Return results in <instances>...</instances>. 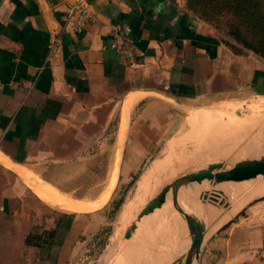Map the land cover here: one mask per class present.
<instances>
[{"label": "crops", "instance_id": "0c3cea01", "mask_svg": "<svg viewBox=\"0 0 264 264\" xmlns=\"http://www.w3.org/2000/svg\"><path fill=\"white\" fill-rule=\"evenodd\" d=\"M73 1H0V264H67L97 234L98 216L34 185L91 197L73 191L99 185L116 150L117 166L140 164L133 153L159 149L181 109L264 99V59L235 52L185 0H87L94 20L78 32L65 25ZM113 27L132 63L110 47ZM262 214L236 211L195 264H264Z\"/></svg>", "mask_w": 264, "mask_h": 264}, {"label": "rangeland", "instance_id": "374dc122", "mask_svg": "<svg viewBox=\"0 0 264 264\" xmlns=\"http://www.w3.org/2000/svg\"><path fill=\"white\" fill-rule=\"evenodd\" d=\"M207 24L225 36L226 25L223 21ZM121 139L120 135V141ZM252 140L256 142L257 150L264 147V99L250 98L237 102H219L181 109L179 116L174 120L171 133L166 135L159 149L148 151V153L146 151L133 153L135 160L142 159L139 160L140 164L134 166L115 165L116 168L100 166L99 185L93 188L89 185L73 191L74 193H87V196L91 197L74 199L62 196L54 190L58 196L70 199L69 201L85 200L93 204L91 207H95L94 209L82 213L96 215L100 220L97 234L90 236L89 242L85 243L82 249L83 251L81 250L70 257L67 264H113V261L114 264H119L122 255L121 264H150L151 261L159 258L157 255H160V250L164 249L162 246L170 244V237H165L167 236L168 216L171 212L172 214L177 213L185 205L187 208H191V199L196 196L195 199L200 202L202 200L199 196L200 193L205 190L210 191V187L213 190L221 189V192L220 190L216 191L215 195L223 194L225 187L228 190H235V194L243 195L251 187L262 181L264 183V179L254 177L247 180L221 181L219 183L204 179L200 183H187L177 188L175 192L169 190L159 207L135 221L141 207L148 199L154 197L161 187L181 175L204 168L208 163L220 161L224 164L223 166H230L235 161L243 159L239 156L254 152L252 149L249 150L250 152L247 151L250 145L251 147L254 145ZM107 153L108 151H104L102 155L107 156ZM261 154L263 153L259 152L250 157ZM120 157V151L116 150L114 159L116 164ZM113 167L116 170L114 182L108 196L102 200L101 193L106 189V179ZM65 186L70 185L65 184ZM204 186L205 188H203ZM95 194L97 196L93 197ZM120 197L122 201L113 212V205ZM244 199V203L237 210L240 217L246 216L247 213L257 214L258 211L261 213L264 211V193L256 197L247 195ZM93 201H96L95 204ZM261 217L264 218V214ZM233 218H236V215L233 214L229 221H233ZM223 220L226 219H221L222 222H224ZM221 221L219 222L221 225L208 234L206 233L210 227H207L203 243L217 233L218 229L229 227L228 220L224 223ZM133 223H135L133 229L124 238V231ZM164 254H167L170 259L172 258L171 261L177 256L168 254V249Z\"/></svg>", "mask_w": 264, "mask_h": 264}, {"label": "bare ground", "instance_id": "6f19581e", "mask_svg": "<svg viewBox=\"0 0 264 264\" xmlns=\"http://www.w3.org/2000/svg\"><path fill=\"white\" fill-rule=\"evenodd\" d=\"M125 126H126V121H123L122 125H121V131H120L121 137H122V132L126 128ZM251 142H254V141L252 140ZM255 145H256V142H254L253 147H251V145H250V148L247 149V151L252 149V150H254V152H251V153L245 154L243 156H239V157L246 158V157H250L252 155H256V153H259V152L264 153V147L257 150L255 148ZM239 157H237V158H239ZM116 161H117V159H116ZM114 165H116V162L114 163ZM114 167H113V170L111 169L112 171L110 173V176L108 177L106 189L101 193L102 200L108 196V194H109L108 192H110L109 190L112 188L114 178H115V173H116V170L114 169ZM159 169H160V166H159ZM256 177L259 179H260V177L263 178L261 175H257ZM217 183H219V182H217ZM40 185H42V184L40 183ZM42 186L39 187V186L34 185L35 190L39 194H41L43 197H45V199H47L48 201H51L55 205L61 206L62 209H64V210L80 213V212H85L86 210L90 211V210L95 208V207L92 208L93 204H90L85 200L69 201L70 199L67 200L65 197L58 196L57 193H55L49 187H46V186L42 187ZM208 187H206V188H208ZM203 188H205V186ZM216 189L213 190V188H211V187L209 188L210 192L214 191V193L211 194V197H213V199H214L215 206H208V205L202 204L201 201L197 202V200L195 199L196 198V196H195L190 201L191 202L190 205H192L191 208L190 207L187 208V205H185L183 208H180L182 213L177 212L178 213L177 214L175 212L174 214H172V212H171L170 216H168L169 220L167 221V226H166L167 236L165 237V238L170 237V242H169L170 244H168L167 246H162V248H164V249L160 250V252H161L160 255H157V256H159V258H156L155 260L151 261L150 264H169L172 258L170 259V257L167 256V254H164V253H166V250L168 249V254H170V255L172 254V256H174V253L176 250H179L181 247H183V248L186 247V245H184V242H186L188 240V236H189L187 219L189 218L190 215L196 221L202 220V221L209 223L210 228H209L208 232L206 233V234H208L218 219H220V221L223 218L228 220L233 214H235V212L244 203V201H245L244 197L245 196L250 195L252 197H256V196H259L260 194H263L264 193V183L262 181L260 184H257L255 186L251 187L247 191V193L245 192V194H243V195H241L240 193L235 194V190H233V191L228 190L226 187L224 188L223 194L220 193V194L215 195L216 191L220 190V192H221V189H219V190H216ZM99 201L101 202L100 199H99ZM95 202H94V204H95ZM193 205H196V206H193ZM209 211H211V215L210 214L208 215ZM224 222H222V223H224ZM125 248L128 249L129 247H125ZM182 249H181V251H182ZM122 258H123V255L120 257L119 264H121V262L123 261ZM132 260H133V258L131 259V261ZM144 264H147V263H144Z\"/></svg>", "mask_w": 264, "mask_h": 264}, {"label": "water", "instance_id": "95a60500", "mask_svg": "<svg viewBox=\"0 0 264 264\" xmlns=\"http://www.w3.org/2000/svg\"><path fill=\"white\" fill-rule=\"evenodd\" d=\"M223 165L224 164L220 161L208 163L204 168L181 175L172 182L165 184L154 197L145 202L137 213L135 221H138L142 216L159 207L163 203L164 197L169 190L175 192L177 188L184 184L192 182L200 183L204 179L211 180L214 183L221 181H241L254 178L257 175H261L264 178V153L256 157L239 159L230 166ZM221 167L222 169H220ZM199 196L202 199V204L214 206V199L211 197L210 191L205 190L201 192ZM179 212H181V210ZM209 214L211 215V211H209L208 215ZM134 225L135 223L130 225V227L124 231V238L129 235ZM187 225L189 230L188 245L186 246L185 251L178 254L170 264L196 263L209 223L202 220L196 221L190 215L187 219Z\"/></svg>", "mask_w": 264, "mask_h": 264}, {"label": "trees", "instance_id": "16d2710c", "mask_svg": "<svg viewBox=\"0 0 264 264\" xmlns=\"http://www.w3.org/2000/svg\"><path fill=\"white\" fill-rule=\"evenodd\" d=\"M186 9L207 23L223 21L226 41L235 52L237 46L264 59V0H185ZM122 198L113 205V212Z\"/></svg>", "mask_w": 264, "mask_h": 264}, {"label": "built area", "instance_id": "2783aa9c", "mask_svg": "<svg viewBox=\"0 0 264 264\" xmlns=\"http://www.w3.org/2000/svg\"><path fill=\"white\" fill-rule=\"evenodd\" d=\"M93 20L94 13L90 9L87 0H74L67 7L65 25H68L71 31H81L89 22ZM110 47L113 48L119 55L124 56L129 63L133 62L134 53L128 45L123 32L116 27L112 28Z\"/></svg>", "mask_w": 264, "mask_h": 264}]
</instances>
